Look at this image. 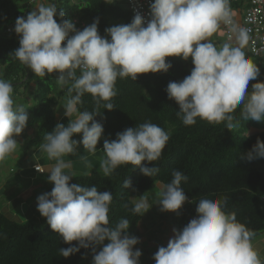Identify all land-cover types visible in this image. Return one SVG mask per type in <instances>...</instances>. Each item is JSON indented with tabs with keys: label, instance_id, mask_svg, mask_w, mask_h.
<instances>
[{
	"label": "clouds",
	"instance_id": "obj_1",
	"mask_svg": "<svg viewBox=\"0 0 264 264\" xmlns=\"http://www.w3.org/2000/svg\"><path fill=\"white\" fill-rule=\"evenodd\" d=\"M133 11L130 23L110 26L101 36L98 19L78 30L53 0H37L26 16L16 18L13 28L19 36V47L11 53L14 58L38 77L55 73L69 96L63 107L67 126L57 123L40 146L56 163L47 175L53 187L37 197V211L52 232L70 245L59 249L60 256L68 258L81 248H91V264H139L142 255L140 249L134 250L139 238L128 233L130 220L110 223L112 192L70 183L76 174L63 159L76 155L81 145L89 153L96 152L104 132L96 117L103 119L101 106L108 111L115 108L117 79L136 81L140 74L167 73L172 64L166 58H190V74L166 87L184 125H194L200 118L210 123L227 121L231 129L238 108L240 120L264 122V82L257 81L260 68L246 55L248 30L235 22L230 0H151L147 16ZM222 26H227L229 38L217 45L210 38ZM250 81L257 82L249 91ZM13 92V84L0 78V161L16 151V137L29 119L27 110L15 103ZM85 94L93 97L92 111H79ZM77 134L80 139H73ZM169 138L168 131L151 121L126 128L115 139H104L100 171L110 176L121 165L131 164L152 178L159 168L142 162L159 160ZM240 159H264V142L257 139ZM171 176L169 183L160 184L155 204L162 212L179 215L185 202L192 203L181 187L187 176L179 170ZM123 186L130 188L131 182L125 179ZM227 203L226 195L215 193L199 199L195 217L182 229L174 227L167 245L158 247L152 257L155 264H264L253 243L255 232L238 221L235 212L226 211ZM152 206L142 196L132 211L143 216Z\"/></svg>",
	"mask_w": 264,
	"mask_h": 264
},
{
	"label": "trees",
	"instance_id": "obj_2",
	"mask_svg": "<svg viewBox=\"0 0 264 264\" xmlns=\"http://www.w3.org/2000/svg\"><path fill=\"white\" fill-rule=\"evenodd\" d=\"M36 2L37 0H0V78L13 84L15 103L23 106L32 117L31 126L24 134L33 136L28 139L25 137L20 149L25 157L29 151L41 148V144L45 142V134L52 132L58 123V96L68 94L67 89L58 90L55 73L45 78L38 77L11 54L19 47V36L14 31L7 33V29L14 28L16 18L26 16ZM53 2L65 11V18L77 20L85 26L98 19L101 36L105 35V29L111 23H130V13L125 2L122 5L118 0ZM55 19L59 22L58 17ZM246 55L260 68L257 81L264 82L262 61L253 58L248 52ZM166 60L172 64L167 73L140 74L136 81L130 78L117 79L118 94L112 100L115 108L108 111L101 106L103 119L96 117L104 128L102 142L104 139L113 140L118 132L146 121L168 131L170 138L159 160L152 162L153 164L142 162L148 167H158L157 175L146 177L136 166L127 164L118 167L110 176L92 171L88 174H76L70 183L95 185L100 192H112L110 223L114 225L120 218L129 219L130 235L142 220V216L132 211L134 203L131 197L137 193L149 192L156 184L169 183L172 179L171 172L179 170L187 176V181H182L181 187L192 202H185L179 210L183 227L195 217L199 199L205 194L215 193L217 196L228 197L226 211L235 212L238 221L253 230L255 237L264 236V159L250 162H242L240 159L243 152L251 150L257 139L264 142V122L240 120L238 108L234 113L235 126L231 129H227V121L210 123L200 118H197L194 125H184L176 115L178 105L167 97L166 87L169 82L180 81L189 75L193 65L176 57H168ZM257 81L249 82V91ZM28 94L34 101L31 107L24 106ZM82 100L79 111H92L95 108L90 94H85ZM251 130L254 133H250ZM1 164L2 161L0 166ZM125 179L131 182L130 188L123 186ZM52 187L53 184L49 182L45 192H50ZM8 215L0 211V264H82L87 258H92L91 248H81L68 258L60 256L59 249L70 245L52 232L45 218L41 225H34L31 222L15 221ZM136 234V237H140L139 233ZM75 243L72 242L73 245ZM99 250L98 247L97 251ZM144 264H155V261L145 260Z\"/></svg>",
	"mask_w": 264,
	"mask_h": 264
},
{
	"label": "rangeland",
	"instance_id": "obj_3",
	"mask_svg": "<svg viewBox=\"0 0 264 264\" xmlns=\"http://www.w3.org/2000/svg\"><path fill=\"white\" fill-rule=\"evenodd\" d=\"M122 5L125 0H118ZM119 23H111V26L117 25ZM217 45L224 42L223 35L221 30L211 37ZM187 62H191V59ZM58 90L67 89L62 88L58 82ZM69 98L68 94H63L58 96V105L59 108L63 109L67 99ZM25 105L27 107H31L34 105V101H32L31 95H27L25 100ZM64 110V109H63ZM28 124L26 129L31 126L32 117L28 115ZM71 119H75V116L70 117ZM68 120V118H67ZM69 122V121H68ZM68 122L64 121L63 124L67 126ZM29 129V128H28ZM250 133H254V131H250ZM22 132L19 137H16L19 142L16 151L2 161L0 166V211L4 214L8 213V217L18 222H31L34 225H41L43 222V217L37 211V197L45 192L47 189L49 182L47 180L48 171L42 177L32 172L34 163L41 165L45 169L48 168L47 165H54L56 163L55 160H50L47 157V154L41 150V148L37 150H31L25 157L23 152L20 151L23 145V140L25 137H28ZM73 139L79 140V134L75 135ZM77 153H85V149H83L82 145L78 147ZM105 153L100 151L97 153L95 157H93V165H97L93 167L91 163H86L85 172L76 171L74 172L77 175L88 174L90 171L97 172L101 175H104L100 171V163L104 158ZM25 157V158H24ZM24 160H22V159ZM65 156L63 157V159ZM52 161V162H51ZM28 166V167H27ZM160 184H156L149 192L146 193H137L132 196L131 199L133 203L135 201L142 198V196L147 197L149 204H153V206L142 216V220L138 224L136 228L132 229L130 235L136 236V233L140 234L139 241L137 245L134 246V250L136 248L140 249L142 252L141 257L139 258V264H144L145 260L153 259L154 253L157 251L159 246H166L167 241L172 237L173 232L172 229L175 227L177 229H182L179 216L175 213L170 215V212H162L160 211V206L155 204L157 202V192L159 191ZM153 225V226H152ZM131 231V230H129ZM147 232V233H143ZM146 236H145V235ZM145 237V239H144ZM263 236L254 237L253 241L262 238ZM143 238V239H142ZM150 242H152L150 244ZM92 258H87L82 264L91 263Z\"/></svg>",
	"mask_w": 264,
	"mask_h": 264
},
{
	"label": "built area",
	"instance_id": "obj_4",
	"mask_svg": "<svg viewBox=\"0 0 264 264\" xmlns=\"http://www.w3.org/2000/svg\"><path fill=\"white\" fill-rule=\"evenodd\" d=\"M150 3L151 0H138V2L137 0H125L126 8L130 13V22L134 15L133 9L147 16ZM230 7L235 22L248 30L249 42L245 48L246 52L253 58L261 60L264 65V0H230ZM74 23L78 30H83L85 27L77 20H74ZM220 30L224 41L227 40L229 38L227 26H222ZM12 32L13 28L9 27L7 33ZM34 172L42 174L43 170L40 166H34Z\"/></svg>",
	"mask_w": 264,
	"mask_h": 264
},
{
	"label": "crops",
	"instance_id": "obj_5",
	"mask_svg": "<svg viewBox=\"0 0 264 264\" xmlns=\"http://www.w3.org/2000/svg\"><path fill=\"white\" fill-rule=\"evenodd\" d=\"M37 5V4H36ZM36 5L34 6V7H36ZM246 51V50H245ZM57 118H58V123H62L63 124V122L64 121H66V122H68L67 121V117L64 115V110L61 108H58V111H57ZM25 130H26V128L24 129V131H23V133L25 132ZM40 150V149H39ZM38 151V150H37ZM100 151H102L103 152V142L100 140L99 142H98V144H97V150H96V152L95 153H89L87 150L85 151V153H77L76 155H66L65 156V158H64V160L66 161V162H70V164H71V171H73V172H76V171H83V172H85V169H86V166H85V164L86 163H91V162H93V157H95L96 155H97V153H99ZM52 162V161H51ZM40 163H38V164H36V163H34V165L35 166H40L43 170H44V174L43 175H40V174H38V173H34V174H37V175H39V176H44L45 174H46V172L48 171L49 172V169H50V167L52 166V164H50V165H47L48 166V168L47 169H45L44 167H42L41 165H39ZM91 165L93 166V167H96V166H98V164L97 165H93V163H91ZM28 167V166H27ZM172 213L173 212H170V215L172 216ZM174 215H176V213L174 214ZM179 216V215H178ZM179 219H180V216H179ZM153 226V225H152ZM143 233H147V232H143ZM145 235V234H144ZM146 236V235H145ZM143 239V238H142ZM144 239H145V237H144ZM152 242H150V244H151ZM253 243H254V245L257 247V249L259 250V252H260V255H261V257L262 258H264V236L262 237V238H260V239H257V240H255V241H253ZM87 264H91V263H87Z\"/></svg>",
	"mask_w": 264,
	"mask_h": 264
}]
</instances>
